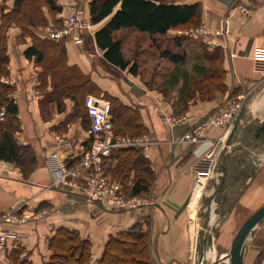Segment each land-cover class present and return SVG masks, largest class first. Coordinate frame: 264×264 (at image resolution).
Masks as SVG:
<instances>
[{
  "label": "crops",
  "instance_id": "0c3cea01",
  "mask_svg": "<svg viewBox=\"0 0 264 264\" xmlns=\"http://www.w3.org/2000/svg\"><path fill=\"white\" fill-rule=\"evenodd\" d=\"M91 2L57 0L62 12L47 14L49 26L46 29L57 27L61 18L76 4L85 8L86 18L91 23ZM170 4H199L202 12L200 26L175 29L155 37L135 30H121L114 35L119 39L117 36L126 32L131 36L129 42L132 45L144 46V52L153 54L158 51L161 40H171V51L177 52L179 48L172 39H189L186 62L173 64L159 56L163 61V75H152L150 79H145L146 75L142 74L145 67L139 68L135 76L104 59L95 35L110 18L96 25L91 23L90 30H76L71 37L61 41L51 39L46 29H33L40 39L59 45V49H52L47 56L62 54L68 67L80 70L99 90L97 94L85 92L84 96L80 89L75 100L62 92L61 87L55 89L57 81L45 70V64L26 58L25 51L34 40L23 37L17 27L9 30V75L2 82L14 88L10 97L18 106L20 121L15 138L19 145L33 150L36 164L33 172L25 176L17 165L0 161V214L19 206L21 210L35 214L42 211L48 214L26 225L12 227L19 238L9 239L5 251H0V264H10L8 255L18 249L24 250L23 257L33 264H48L51 257L49 239L59 228L77 231L83 239L91 242V264H99L111 237L133 228L149 232L152 264H190L191 260L195 263L196 249L211 242L231 248L233 233L239 229H236L241 216L239 209L245 199L241 198V180L238 179L241 129L249 123L250 116L244 115L246 122L242 121L229 145L233 126L205 130L197 145L185 143L182 139L207 116L221 110L229 94L264 84V0H171ZM2 6L8 11L13 8L14 0H0V8ZM198 28L208 29L211 33L201 37L187 34ZM136 39H139L137 43ZM119 40L124 45L123 40ZM215 55H219L217 63L225 72L226 88L215 91L210 99L204 100L203 95L195 91L198 73L201 68L212 65L209 57ZM88 95L110 103L113 99L115 104L131 109L137 113L143 129L140 136L119 137L141 140L137 147L117 149L136 151L137 157L147 161L151 176L149 191L138 196L126 195L127 199L137 202L128 210H111L99 202L88 201L82 189L71 191L53 183L47 165L51 153L57 152L68 166H74L90 148V120L84 107ZM179 119L182 120L177 122ZM132 122V118H124L126 125ZM220 138L223 140L218 146L216 171L201 193L195 194L193 166ZM224 151L231 154L228 156ZM117 163L116 159L105 162L106 173L112 179ZM137 176L147 178L141 162L119 181L124 195ZM257 178L264 181V175L259 174ZM80 184L84 186V181L81 180ZM263 189L260 186L257 191ZM262 194L257 193L259 197L256 199H261ZM250 202L243 204L251 205ZM215 231L219 234L212 237ZM244 264H264V222L248 242Z\"/></svg>",
  "mask_w": 264,
  "mask_h": 264
},
{
  "label": "trees",
  "instance_id": "16d2710c",
  "mask_svg": "<svg viewBox=\"0 0 264 264\" xmlns=\"http://www.w3.org/2000/svg\"><path fill=\"white\" fill-rule=\"evenodd\" d=\"M170 1L92 0L90 3L91 23L96 25L110 18L108 23L95 35L97 46L104 52V59L112 66L123 71L128 70L136 76L138 75V64L126 57L122 41L114 36L116 32L135 30L155 37L164 36L175 29L182 30L200 26L202 12L199 4L175 5L170 4ZM40 4V0H14L12 9L7 11L5 6L0 8V111L5 109V119L0 121V161L17 165L25 176H29L33 172L36 158L30 147L19 145L15 138V134L20 130V121L18 106L10 97L14 88L2 82L3 78L9 75L7 52L9 30L12 27H17L22 31L23 37H31L34 40V44L25 51V56L29 60L34 58L37 64H45V70L57 81L55 89L61 87V91L73 100L78 98L80 89L84 91V96L85 92L99 93L88 76L77 68L66 65L62 54L49 53V56L46 55L54 48L59 49V45L40 39L33 31L39 27L40 23L49 24L44 14L38 12L34 16L31 15V7L41 8ZM46 7L51 14L62 12V8L57 5V0H47ZM185 42L189 44V39L186 37L174 39L179 50L177 52H172L169 49L162 50L160 58L173 64H184L188 46L184 45ZM209 58L213 63L208 68L200 69L195 88V91L203 96L218 90L224 91L226 88L224 84L225 72L217 63L219 55ZM110 100L114 124L113 136L135 137L142 135L143 129L137 113L115 104L113 99ZM86 115L88 117L87 111ZM124 118H132L131 125H126ZM137 154L130 148L113 151L110 159L118 161L113 171L114 181L119 182L123 177H126L138 162L142 164V172L144 171L147 176H150L147 161L141 160ZM150 179L148 177L141 179L140 176H137L135 183L125 193V197L138 196L149 191ZM149 243V232L135 228L127 233L111 237L105 246L99 264H152ZM49 248L51 257L48 264H91L92 262L91 242L83 239L77 231L66 228L57 229L49 239ZM23 255L24 250L22 249L12 251L8 255L10 264H33Z\"/></svg>",
  "mask_w": 264,
  "mask_h": 264
},
{
  "label": "built area",
  "instance_id": "2783aa9c",
  "mask_svg": "<svg viewBox=\"0 0 264 264\" xmlns=\"http://www.w3.org/2000/svg\"><path fill=\"white\" fill-rule=\"evenodd\" d=\"M92 24L86 18L85 8L79 5L71 6L68 14L61 18L57 27L46 29L51 39L61 41L71 37L76 30H90ZM211 33L208 29L200 28L187 33L189 36L201 37ZM248 92L238 98L245 100ZM90 120L89 134L91 145L82 155L80 163L69 167L57 152H53L47 159V165L53 176V183L68 190H83L90 202H99L111 210H128L137 202L125 198L122 185L114 181L105 170V162L111 158L113 151L119 147H137L141 140L135 138H119L113 136L112 106L107 100L88 95L84 102ZM239 102L233 100L219 111L207 116L199 125L188 132L182 139L185 143L197 145L203 132L211 127L231 128L241 113ZM5 119V109L0 111V121ZM223 138L209 149L193 166L195 176L194 193H201L205 183L211 179L217 168L218 146ZM115 141V143H113ZM84 181L81 186L80 181ZM22 207L0 214V251L4 252L9 239H18L19 234L12 227L23 226L38 220L48 214L47 211L35 214Z\"/></svg>",
  "mask_w": 264,
  "mask_h": 264
},
{
  "label": "rangeland",
  "instance_id": "374dc122",
  "mask_svg": "<svg viewBox=\"0 0 264 264\" xmlns=\"http://www.w3.org/2000/svg\"><path fill=\"white\" fill-rule=\"evenodd\" d=\"M41 8H37V6H32L30 11L31 15L34 16V14H44L45 17L47 14H51L49 9L46 7L47 0H40ZM36 11V12H35ZM34 25V23H32ZM49 25H44V23H40L39 27L36 29L45 30L46 27ZM200 29V28H198ZM197 31V30H192ZM126 32H123L119 34L117 37L119 39L123 40V48L125 51V55L128 59L132 61H136L138 64V70L139 68L144 69V73L142 74L145 76V79H150L152 75L162 76L164 72V66H162L163 61L159 60V56L162 50L169 49L171 50V40H161V45L158 48V51L156 53L152 52H144V46L139 45V48H137V44H131L129 42V39H131V36H127L125 34ZM190 33V32H187ZM139 39H136V43ZM174 40V39H172ZM155 44H157V41H154ZM184 45H188V43H184ZM156 57V58H154ZM159 65V66H158ZM159 69H158V68ZM162 88L160 87L159 90ZM215 92V91H214ZM213 92V93H214ZM248 92L249 96L247 99L240 100L238 99L241 94ZM213 93L209 95V93L202 98L204 100H208L213 96ZM236 100L240 103L242 110L245 111V116H250L249 123L244 126V129H241V152L239 157V163L241 164V170L240 174L238 175V179L241 180V184L239 185V192L241 194V198H245L242 201V205L239 209L240 212V221L236 227L240 228L241 225L254 213L256 212L261 206L264 205V189L257 191L260 186L264 188V181H258L256 180L257 176L260 174L261 176L264 175V144H260L257 142L253 137V132L257 125L264 124V84H259L254 89L247 88V90L243 91H235L228 95L226 104L227 106L230 104L231 101ZM258 102V103H257ZM255 103H257V106L255 107ZM223 107V108H224ZM255 107V108H254ZM257 115V116H255ZM182 119L177 120L181 121ZM244 121V120H243ZM246 122V121H244ZM243 123V122H242ZM241 123V125H242ZM244 125V124H243ZM224 154L228 155L231 153L223 152ZM149 179L151 176H147ZM259 179V178H257ZM258 181V182H257ZM261 189V188H260ZM256 190V191H254ZM263 192V197L259 200H257V193ZM126 198V197H125ZM251 199V200H248ZM251 201V205L243 204L244 202ZM235 205V203H234ZM239 230V229H238ZM237 230V231H238ZM236 231V230H235ZM233 233L235 236L237 232ZM218 232H213L212 237L218 236ZM213 245V247H210V245ZM208 243L207 245H204V247H200L196 249V256H195V263L191 260L190 264H198L200 261L202 264H229L228 260L223 257H225L226 254L229 253L230 247H221L216 242L213 244L212 242ZM216 244V245H215ZM219 259H222L219 261Z\"/></svg>",
  "mask_w": 264,
  "mask_h": 264
},
{
  "label": "water",
  "instance_id": "95a60500",
  "mask_svg": "<svg viewBox=\"0 0 264 264\" xmlns=\"http://www.w3.org/2000/svg\"><path fill=\"white\" fill-rule=\"evenodd\" d=\"M245 111L242 110L238 118L235 120L231 133L228 138V145L237 133L240 124L244 119ZM259 132L264 133V124ZM115 143V141H113ZM264 222V205L254 212L239 228L234 240L232 242L230 251L223 257L228 260L229 264H244L245 253L248 242L252 235L256 232L257 228ZM222 259H219L221 261ZM198 264H202L200 261Z\"/></svg>",
  "mask_w": 264,
  "mask_h": 264
},
{
  "label": "flooded vegetation",
  "instance_id": "af4514ba",
  "mask_svg": "<svg viewBox=\"0 0 264 264\" xmlns=\"http://www.w3.org/2000/svg\"><path fill=\"white\" fill-rule=\"evenodd\" d=\"M262 126H263V125H261L260 127H257V128L254 129L253 137H254V139H255L256 141H258V142L264 144V133H263V132H262V133L259 132V130L262 129Z\"/></svg>",
  "mask_w": 264,
  "mask_h": 264
}]
</instances>
